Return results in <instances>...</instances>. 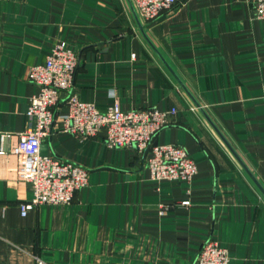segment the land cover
I'll return each mask as SVG.
<instances>
[{
	"label": "crops",
	"instance_id": "1",
	"mask_svg": "<svg viewBox=\"0 0 264 264\" xmlns=\"http://www.w3.org/2000/svg\"><path fill=\"white\" fill-rule=\"evenodd\" d=\"M252 5L179 0L141 21L129 0H0V133L12 134L0 153V264H196L207 240L228 264H264V20ZM60 41L79 63L40 152L86 168L88 184L22 216L32 190L9 148L38 91L28 69ZM70 93L100 111L176 109L153 143L184 146L197 172L153 181L149 149L64 131Z\"/></svg>",
	"mask_w": 264,
	"mask_h": 264
},
{
	"label": "built area",
	"instance_id": "2",
	"mask_svg": "<svg viewBox=\"0 0 264 264\" xmlns=\"http://www.w3.org/2000/svg\"><path fill=\"white\" fill-rule=\"evenodd\" d=\"M141 21L156 19L179 0H129ZM253 16L264 20V0H252ZM79 63L78 57L64 41L55 43L43 63L31 65L27 80L38 88L30 98L26 111L27 121L23 131L9 152L18 159L19 171L29 183L32 197L20 204L24 216L35 206L69 204L77 190L88 184V171L77 163L40 152V145L54 124L53 107L59 93L73 85ZM67 113L61 117L63 130L85 139L104 131L103 141L108 148H133L138 153L147 149L146 160L149 178L153 181L184 180L189 182L197 167L187 149L178 144H154L155 135L168 124V114L176 109L160 111L157 108H131L123 110L115 101L105 111L98 110L93 103L80 101L76 94L65 98ZM191 109H194L192 107ZM9 132L0 133V153L5 152ZM187 205L188 201H183ZM174 205L160 204L159 213ZM228 251L216 241L207 240L198 252L196 264H228ZM37 264H45L36 259Z\"/></svg>",
	"mask_w": 264,
	"mask_h": 264
},
{
	"label": "water",
	"instance_id": "3",
	"mask_svg": "<svg viewBox=\"0 0 264 264\" xmlns=\"http://www.w3.org/2000/svg\"><path fill=\"white\" fill-rule=\"evenodd\" d=\"M261 191L264 193V190L261 189Z\"/></svg>",
	"mask_w": 264,
	"mask_h": 264
}]
</instances>
